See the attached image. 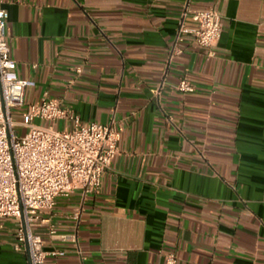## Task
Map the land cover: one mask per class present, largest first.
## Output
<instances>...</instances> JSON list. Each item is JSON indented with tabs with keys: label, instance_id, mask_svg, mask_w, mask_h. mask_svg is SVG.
<instances>
[{
	"label": "crops",
	"instance_id": "0c3cea01",
	"mask_svg": "<svg viewBox=\"0 0 264 264\" xmlns=\"http://www.w3.org/2000/svg\"><path fill=\"white\" fill-rule=\"evenodd\" d=\"M2 3L17 73L35 82L25 103L47 92L81 124L120 131L98 192L55 198L56 235L34 228L65 250L45 264H264V0ZM185 6L216 11L221 35L204 48L183 34L169 60ZM15 231L0 219V264H29Z\"/></svg>",
	"mask_w": 264,
	"mask_h": 264
},
{
	"label": "built area",
	"instance_id": "2783aa9c",
	"mask_svg": "<svg viewBox=\"0 0 264 264\" xmlns=\"http://www.w3.org/2000/svg\"><path fill=\"white\" fill-rule=\"evenodd\" d=\"M8 17L0 0V219L16 221L14 248L27 247L30 264H45L47 257L63 256L65 250L44 249L43 238L34 228L47 225L49 235H56L45 217L55 198L76 189L84 195L98 192L101 178L118 152L120 131L113 122L81 124L75 113L47 92L39 101L25 103V91L35 82L17 73L8 41ZM183 34H190L198 46L211 48L221 35L220 16L212 9L185 6L169 60L181 52L178 43ZM75 71L81 72L80 67ZM176 88L181 92L194 91L186 78H180ZM15 109H23L18 112L19 121ZM66 119L73 122L70 130H57L52 125ZM74 217L78 218V214ZM60 238L74 242L76 252L81 253L74 235ZM175 262L173 253L166 256V264Z\"/></svg>",
	"mask_w": 264,
	"mask_h": 264
},
{
	"label": "rangeland",
	"instance_id": "374dc122",
	"mask_svg": "<svg viewBox=\"0 0 264 264\" xmlns=\"http://www.w3.org/2000/svg\"><path fill=\"white\" fill-rule=\"evenodd\" d=\"M20 131V129L18 128V132Z\"/></svg>",
	"mask_w": 264,
	"mask_h": 264
},
{
	"label": "water",
	"instance_id": "95a60500",
	"mask_svg": "<svg viewBox=\"0 0 264 264\" xmlns=\"http://www.w3.org/2000/svg\"><path fill=\"white\" fill-rule=\"evenodd\" d=\"M26 251H27V247H26ZM30 264V263H29Z\"/></svg>",
	"mask_w": 264,
	"mask_h": 264
}]
</instances>
